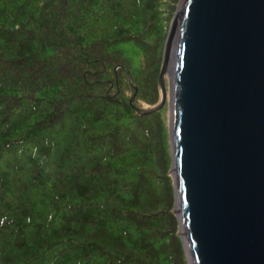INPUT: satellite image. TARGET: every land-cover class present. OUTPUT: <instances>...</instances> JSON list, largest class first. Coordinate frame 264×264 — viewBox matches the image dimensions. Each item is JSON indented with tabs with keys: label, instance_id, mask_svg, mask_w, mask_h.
I'll use <instances>...</instances> for the list:
<instances>
[{
	"label": "trees",
	"instance_id": "1",
	"mask_svg": "<svg viewBox=\"0 0 264 264\" xmlns=\"http://www.w3.org/2000/svg\"><path fill=\"white\" fill-rule=\"evenodd\" d=\"M177 3L0 0V264H187L165 123L126 94L158 102Z\"/></svg>",
	"mask_w": 264,
	"mask_h": 264
},
{
	"label": "water",
	"instance_id": "2",
	"mask_svg": "<svg viewBox=\"0 0 264 264\" xmlns=\"http://www.w3.org/2000/svg\"><path fill=\"white\" fill-rule=\"evenodd\" d=\"M157 86L187 264H264V0H179Z\"/></svg>",
	"mask_w": 264,
	"mask_h": 264
},
{
	"label": "rangeland",
	"instance_id": "3",
	"mask_svg": "<svg viewBox=\"0 0 264 264\" xmlns=\"http://www.w3.org/2000/svg\"><path fill=\"white\" fill-rule=\"evenodd\" d=\"M176 9H177V6H176ZM171 20H172V18H171ZM171 20H170V22H171ZM170 22H169V24H170ZM169 24H168V28H169ZM168 28H167L166 34L168 32ZM117 49L119 51H123V55L125 57V60L127 61L126 65H127V67L130 68L132 73H135L137 70L140 69V66L143 63V57L144 56L142 55V51H140L139 48H137L136 46H134L131 43H122V44L117 46ZM143 76H144V79H146L147 74L145 72L142 75L140 74L139 75V80L140 81H143ZM170 80H171V77H170L169 71H168L167 74L165 75V79H164V86H165L166 92L169 91V89H168L169 88V84H171ZM132 84H133V82H132ZM158 92H159V90H158ZM126 94L131 97L133 92L127 91ZM159 97H160V92H159ZM141 108L146 109L147 107L145 105L141 104ZM158 112H159L161 118L163 119V121L165 123L166 131H167V138H168L169 113H170V104L168 103V98L166 99V101L164 102L163 106L160 108V110ZM168 144H169V139H168ZM169 154H170V151H169Z\"/></svg>",
	"mask_w": 264,
	"mask_h": 264
},
{
	"label": "bare ground",
	"instance_id": "4",
	"mask_svg": "<svg viewBox=\"0 0 264 264\" xmlns=\"http://www.w3.org/2000/svg\"><path fill=\"white\" fill-rule=\"evenodd\" d=\"M168 70L171 71L170 61H169V64H168Z\"/></svg>",
	"mask_w": 264,
	"mask_h": 264
}]
</instances>
